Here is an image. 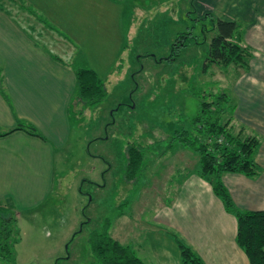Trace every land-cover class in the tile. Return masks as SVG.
<instances>
[{
    "label": "rangeland",
    "instance_id": "obj_1",
    "mask_svg": "<svg viewBox=\"0 0 264 264\" xmlns=\"http://www.w3.org/2000/svg\"><path fill=\"white\" fill-rule=\"evenodd\" d=\"M191 1L122 3L125 25L117 30L124 49L116 62L119 50L111 44L106 50L96 44L88 52L75 41V62L101 77L106 95L82 114L75 106L68 142L55 164V191L47 205H40L42 211L18 218L13 259L0 264H89L95 261L90 235L104 230L138 257L163 247L156 208L173 198L179 184L176 163L180 173L198 168L197 155L177 144L173 133L196 134L193 120L211 95L226 92L232 103L231 80L238 71L217 65L204 70L214 35L204 14L212 5L213 15L223 19L230 14L224 6L229 0ZM243 1L239 13L234 11L237 17L252 7ZM181 33H188L185 46L168 59L173 43H182ZM130 146L142 150L144 158L132 180L126 177ZM155 230L160 235L151 234Z\"/></svg>",
    "mask_w": 264,
    "mask_h": 264
},
{
    "label": "crops",
    "instance_id": "obj_2",
    "mask_svg": "<svg viewBox=\"0 0 264 264\" xmlns=\"http://www.w3.org/2000/svg\"><path fill=\"white\" fill-rule=\"evenodd\" d=\"M138 1L0 0V213L14 212L18 221L48 204L58 181V153L68 142L77 106L75 41L88 52L96 44L105 50L111 44L119 50L116 62L124 49L117 30L125 25L121 4ZM255 1L248 0L252 7L237 17L240 3L247 2L229 0L224 6L230 14L223 18L241 22L243 42L255 52L248 71L231 80V131L258 138L254 154L259 172L221 177L235 205L245 211L264 210V0L258 7ZM19 123L33 125L40 136L12 130ZM179 170L176 163L173 174L179 184L172 200L158 205L153 217L162 228L163 247L140 259L144 264H183L177 235L205 264H249L235 239L234 215L196 170ZM151 234L160 235L156 230Z\"/></svg>",
    "mask_w": 264,
    "mask_h": 264
},
{
    "label": "trees",
    "instance_id": "obj_3",
    "mask_svg": "<svg viewBox=\"0 0 264 264\" xmlns=\"http://www.w3.org/2000/svg\"><path fill=\"white\" fill-rule=\"evenodd\" d=\"M204 15L210 19L211 30L214 31L209 41L204 70L211 65L238 70L233 79L237 78L241 71H248L253 50L243 42L241 23L237 20L218 18L212 12ZM187 36L188 33H181L182 43L178 46L177 43H173L168 59L175 55V48L185 46ZM75 76L74 98L77 107L79 106L77 114H82L86 108L100 103L106 95V90L101 77L91 68H80L76 70ZM211 96L213 100L201 102L200 112L193 120L197 133L193 135L186 129L180 132L175 130L173 140L197 155V174L210 184L213 193L221 200L225 210L234 215L235 239L237 245L245 252L249 264H264V210L239 209L231 199L221 178L226 172H239L247 176L258 174L259 167L254 154L258 138L253 135L242 138L231 131L234 105L226 92ZM17 129L40 136L31 124L19 123L12 130ZM205 136L213 143L206 142ZM221 139L222 142L218 141ZM143 159L142 150L136 146L128 148L126 171L128 179L132 180L142 170ZM174 239L180 250L183 264H205L182 239L177 235H174ZM17 240L16 214L10 211L5 214L0 213V261L13 259ZM89 242L95 256V261L89 264H144L133 249L109 236L106 230L92 232Z\"/></svg>",
    "mask_w": 264,
    "mask_h": 264
}]
</instances>
